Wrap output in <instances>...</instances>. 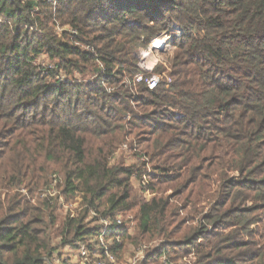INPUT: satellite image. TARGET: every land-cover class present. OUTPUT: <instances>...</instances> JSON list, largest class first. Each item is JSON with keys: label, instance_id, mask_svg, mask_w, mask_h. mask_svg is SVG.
I'll use <instances>...</instances> for the list:
<instances>
[{"label": "trees", "instance_id": "trees-1", "mask_svg": "<svg viewBox=\"0 0 264 264\" xmlns=\"http://www.w3.org/2000/svg\"><path fill=\"white\" fill-rule=\"evenodd\" d=\"M174 26L172 82L135 85L139 53ZM124 143L152 165L149 200L132 186L146 164L111 163ZM55 171L83 197L65 221L37 197ZM134 212L132 235L117 221ZM100 218L116 262L163 238L148 261L264 264V0H0V264L102 254Z\"/></svg>", "mask_w": 264, "mask_h": 264}, {"label": "rangeland", "instance_id": "rangeland-1", "mask_svg": "<svg viewBox=\"0 0 264 264\" xmlns=\"http://www.w3.org/2000/svg\"><path fill=\"white\" fill-rule=\"evenodd\" d=\"M172 54V53H171ZM170 55L166 56V62L168 64V58ZM128 147L130 148L129 143ZM125 145V143L123 144ZM122 145V146H123ZM121 148L118 150L116 155L113 157L111 163L112 165L115 164H120L121 166H132V165H137V167H140L138 165H143L144 163H141L138 157L133 156V152L126 151ZM137 153V152H136ZM145 175L150 176L152 178V165L149 164V166H145ZM52 178L49 180L50 184L48 187L44 188L38 196L45 197L49 195L50 199H53L56 204L55 206L57 207L56 215L59 217L60 221H65L68 219L70 216H78L82 214L83 212V197L78 195L76 197H73L72 199L65 198L63 194V182L61 178H57V172H53ZM150 177H145L148 182H151ZM132 186L135 189L134 191V198L137 201L140 200H149L151 198V195L147 192L143 191V185L142 181H138L136 179H133L132 181ZM19 193H22L24 196L27 195L26 190L18 191ZM16 193V192H15ZM171 194L170 192L167 194ZM136 212L134 214H129L126 219H132V223H128L124 218L121 217V220L126 222V226L129 227L130 233L132 235H135V227L137 225V221L135 220ZM183 217V214H182ZM94 218L92 214H90L89 218L87 221L91 220ZM193 228H196L198 226L197 223H193L191 225ZM189 225L186 227H183V231L181 232L182 236H185L188 231ZM258 230L260 231L261 234H264V222L261 226L258 227ZM134 233V234H133ZM168 243L167 240L163 238H145L144 241H142L139 244H130L127 248V250L124 252L122 258L117 261V264H156L153 263L152 261H148L149 259L151 260L152 258H149V253L155 251L158 247H161L162 244ZM55 244H58V241L55 242ZM194 257H187V258H181L174 263L171 264H185L188 260L193 259ZM52 261H49V264H82V260L79 257V251L78 248L74 246H68V247H59L55 250L53 257L51 258ZM159 264L165 263V260L159 259Z\"/></svg>", "mask_w": 264, "mask_h": 264}, {"label": "built area", "instance_id": "built-area-1", "mask_svg": "<svg viewBox=\"0 0 264 264\" xmlns=\"http://www.w3.org/2000/svg\"><path fill=\"white\" fill-rule=\"evenodd\" d=\"M72 33L77 35L76 32ZM181 33V29L178 26H174L169 33L160 35L154 39L148 50L139 53L137 59L140 72L134 78L133 83L135 85H145L148 90L154 92L163 83L170 84L172 82V78L168 75L169 69L166 62V56L171 55L173 52V39L176 36H180ZM160 66H163L168 70L162 73H156V69ZM122 149L131 152L128 144L123 145ZM140 162L149 166V160L147 158L140 159ZM145 177L148 176L145 175L143 177L142 185L144 187L149 183ZM92 216L96 217L97 214L92 212ZM122 222L124 221L119 218L117 224L121 225ZM99 223L104 225V230L100 239V249L102 254H99L98 252L91 253L87 246L78 244L77 248L82 264H117L116 259L111 255L109 250L110 242H107L105 239V235L112 231V222H110L109 219L100 218ZM191 257L194 258L188 260L185 264H196L197 258L194 255Z\"/></svg>", "mask_w": 264, "mask_h": 264}, {"label": "bare ground", "instance_id": "bare-ground-1", "mask_svg": "<svg viewBox=\"0 0 264 264\" xmlns=\"http://www.w3.org/2000/svg\"><path fill=\"white\" fill-rule=\"evenodd\" d=\"M159 45H160V43H159Z\"/></svg>", "mask_w": 264, "mask_h": 264}, {"label": "crops", "instance_id": "crops-1", "mask_svg": "<svg viewBox=\"0 0 264 264\" xmlns=\"http://www.w3.org/2000/svg\"><path fill=\"white\" fill-rule=\"evenodd\" d=\"M161 43V42H160Z\"/></svg>", "mask_w": 264, "mask_h": 264}]
</instances>
